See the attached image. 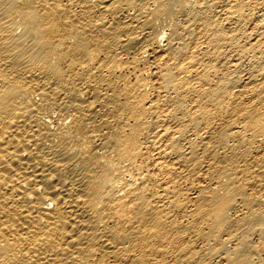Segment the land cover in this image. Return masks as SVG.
I'll return each mask as SVG.
<instances>
[{
  "label": "bare ground",
  "instance_id": "obj_1",
  "mask_svg": "<svg viewBox=\"0 0 264 264\" xmlns=\"http://www.w3.org/2000/svg\"><path fill=\"white\" fill-rule=\"evenodd\" d=\"M262 247L264 0H0V264Z\"/></svg>",
  "mask_w": 264,
  "mask_h": 264
},
{
  "label": "rangeland",
  "instance_id": "obj_2",
  "mask_svg": "<svg viewBox=\"0 0 264 264\" xmlns=\"http://www.w3.org/2000/svg\"><path fill=\"white\" fill-rule=\"evenodd\" d=\"M259 253L261 254L260 256H262V255L264 256V248L263 247L261 249H259Z\"/></svg>",
  "mask_w": 264,
  "mask_h": 264
}]
</instances>
